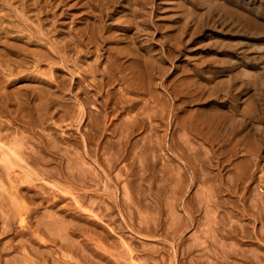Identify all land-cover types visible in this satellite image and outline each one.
Instances as JSON below:
<instances>
[{
    "label": "rangeland",
    "instance_id": "rangeland-1",
    "mask_svg": "<svg viewBox=\"0 0 264 264\" xmlns=\"http://www.w3.org/2000/svg\"><path fill=\"white\" fill-rule=\"evenodd\" d=\"M0 264H264V0H0Z\"/></svg>",
    "mask_w": 264,
    "mask_h": 264
}]
</instances>
